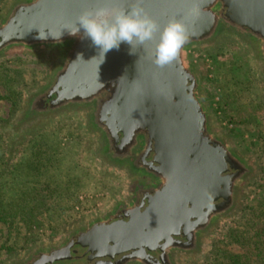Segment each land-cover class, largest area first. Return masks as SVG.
<instances>
[{
  "label": "water",
  "instance_id": "obj_1",
  "mask_svg": "<svg viewBox=\"0 0 264 264\" xmlns=\"http://www.w3.org/2000/svg\"><path fill=\"white\" fill-rule=\"evenodd\" d=\"M136 2L20 0L0 20V54L12 48L62 53L71 47L56 69L54 100L46 110L88 109L121 146L139 140L142 146V172L112 159L134 177L137 196L43 251L32 264H174V253L194 251L211 225L233 209L248 173L247 165L211 133L187 52L211 41L224 26L250 31L262 54L264 0H139L161 28L172 19L185 25L188 41L163 68L153 63L155 39L134 45V54L122 43L99 65L93 59L98 49L83 30L69 34L85 8L119 11Z\"/></svg>",
  "mask_w": 264,
  "mask_h": 264
},
{
  "label": "rangeland",
  "instance_id": "obj_2",
  "mask_svg": "<svg viewBox=\"0 0 264 264\" xmlns=\"http://www.w3.org/2000/svg\"><path fill=\"white\" fill-rule=\"evenodd\" d=\"M16 1L20 0H0V20ZM187 58L199 81V96L211 133L249 169L238 186L233 209L211 225L194 251L172 255L174 264H213L212 246L225 241L227 231L240 229L252 234L259 229L264 233V217H254L264 210V59L257 42L224 26L211 41L191 47ZM60 62V53L54 49L12 48L0 54V144L4 149L0 164L10 168L25 156L19 150L32 132L42 130L51 132L44 143L53 138L58 142L51 153L73 145L80 154L74 157L68 152L61 163L63 168L50 170V184L35 183V179L32 185L38 192L22 196L21 205L26 202L41 210L34 223L28 226L15 221L8 226L0 222V264H30L38 253L59 247L70 235L137 196L135 179L127 167L105 154L90 110L70 107L25 116L30 99L47 89ZM12 91L21 94L16 107ZM70 176L76 179V196L62 190ZM47 205L50 212L44 208ZM57 206L64 210L55 211ZM50 213L51 218L47 216ZM249 220L255 226L250 227ZM230 249L242 252L236 247ZM261 250L259 259L264 263V245ZM253 254L256 259L258 252Z\"/></svg>",
  "mask_w": 264,
  "mask_h": 264
},
{
  "label": "trees",
  "instance_id": "obj_3",
  "mask_svg": "<svg viewBox=\"0 0 264 264\" xmlns=\"http://www.w3.org/2000/svg\"><path fill=\"white\" fill-rule=\"evenodd\" d=\"M12 94L15 97V100L13 98V107H16L17 99L20 98L21 94L17 91H12ZM27 115L28 114H25V116ZM50 133V131L44 130L32 132L30 134V139L25 143L26 145L24 147L22 146L19 150L25 152V156H22L18 161L11 164L10 168H8V165L4 167L3 164H0V222L8 226L12 225L15 221L24 222L28 226L34 223L35 218L41 213V210L38 206L35 207L26 202L21 205L19 201L22 199V196L31 192H38L35 186L32 185L35 179L37 180L35 183L50 184L49 182H52V176L49 175L50 170H61L63 168L61 163L67 159V155L69 156L68 152H71L74 157L80 156V154L75 152L73 145L71 148H63L61 151L51 153L53 146L58 144V142H55V138H53L49 144L44 143L47 139L51 138ZM3 150L0 144V162H2L3 159ZM83 153L84 151L82 154ZM75 167H77V165ZM68 170L70 171L69 168ZM7 178L9 181L6 180ZM75 180L73 176H70L67 181L69 183L62 186V190L66 191L67 195L76 196L78 186L75 184ZM57 186L61 187V185H56V187ZM47 188L48 187H46V189ZM8 206L11 207L10 210H7ZM49 206L50 205L44 206V208L50 212ZM52 210H54V208ZM58 210H64V207L57 206L55 211ZM253 210V208H250V211ZM51 213L47 214L49 218L52 217ZM254 217L259 219L264 217V210H261L258 215H254ZM249 221L250 227L255 226V222L252 220ZM260 234L262 235L259 238ZM263 245L264 233L259 229L252 234L246 232V230H229L225 233V241L219 243V245L214 244L212 246L211 253L213 252L214 257L213 264H264L263 261L259 259V253L262 251ZM235 247L241 249L242 252H231L230 248ZM245 247H248V249H245ZM254 251L258 252L256 259V256L253 254Z\"/></svg>",
  "mask_w": 264,
  "mask_h": 264
},
{
  "label": "clouds",
  "instance_id": "obj_4",
  "mask_svg": "<svg viewBox=\"0 0 264 264\" xmlns=\"http://www.w3.org/2000/svg\"><path fill=\"white\" fill-rule=\"evenodd\" d=\"M68 30L73 36L83 30L84 36L98 49V55L93 59H98L99 65L103 63L106 53L118 50L122 43L129 46V54H134V45L142 46L155 39L153 63L163 68L177 58L189 39L183 23L172 19L161 28L140 7L139 0L127 10L85 8L75 16ZM39 38H45V34L39 32Z\"/></svg>",
  "mask_w": 264,
  "mask_h": 264
},
{
  "label": "flooded vegetation",
  "instance_id": "obj_5",
  "mask_svg": "<svg viewBox=\"0 0 264 264\" xmlns=\"http://www.w3.org/2000/svg\"><path fill=\"white\" fill-rule=\"evenodd\" d=\"M243 36L248 37L252 40V36H254L250 31H241ZM71 51V47L67 48L64 52L60 53V59L61 62L64 60H67L69 57V53ZM262 56L264 59V52L262 51ZM57 73L54 74L53 78L50 80V84L48 85L47 89L41 90L38 94L33 97V99L30 100L29 102V114L31 115L33 112H39V111H44L48 108V105L54 100V86L57 82ZM61 88L58 87V91H60ZM53 94L51 98H49V94ZM51 107V105H50ZM52 110V109H51ZM57 110V109H55ZM47 111V110H46ZM92 114V113H91ZM91 123L93 127H96L97 129L101 130L103 133V139H104V151L105 154L108 155L110 158H115L119 161H127L129 165L134 169L135 171H140L141 169L139 167L142 159V146H141V140H139L137 145H127V146H121L120 142L116 139H114L110 134V131L108 130L107 126L98 120H92ZM124 147V148H120ZM142 172V169L141 171ZM39 256V253L31 259L32 264L36 258ZM116 260V259H115ZM166 264V263H164Z\"/></svg>",
  "mask_w": 264,
  "mask_h": 264
}]
</instances>
